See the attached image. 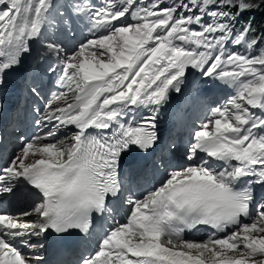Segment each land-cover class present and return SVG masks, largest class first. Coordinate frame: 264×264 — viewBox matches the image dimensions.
<instances>
[{
	"label": "snow or ice",
	"instance_id": "6c2138e0",
	"mask_svg": "<svg viewBox=\"0 0 264 264\" xmlns=\"http://www.w3.org/2000/svg\"><path fill=\"white\" fill-rule=\"evenodd\" d=\"M262 10L264 0H78L66 11L54 0H0V89L34 45L39 60H53L47 71L59 66L63 89L36 121L48 131L22 134L19 152L0 167V199L21 186L33 197L19 216L0 211V264H43L18 244L36 248L32 237L50 233L87 236L94 219L113 214L128 191L122 159L155 150L158 114L191 70L236 95L193 132L186 163L158 188L129 197L127 218L113 217L79 264H264V197L256 192L264 188V30L240 24ZM124 18L132 22L117 23ZM84 19L105 34L71 53L48 35L50 28L71 33ZM30 91L40 95L35 84ZM141 109L151 114L138 120ZM197 226L223 235L185 239Z\"/></svg>",
	"mask_w": 264,
	"mask_h": 264
},
{
	"label": "bare ground",
	"instance_id": "6f19581e",
	"mask_svg": "<svg viewBox=\"0 0 264 264\" xmlns=\"http://www.w3.org/2000/svg\"><path fill=\"white\" fill-rule=\"evenodd\" d=\"M191 71H192V75H190L189 78L185 80V84L182 85V88H181V89L186 88V86L190 85L191 81H192V80L195 78V76L198 74V71H195V70H191ZM175 94H176L175 92H172V93L170 94V96L175 95ZM165 106H166V105H165ZM165 106H164L163 108H161V110L165 109ZM144 110H145V109H141V110L137 111V112L135 113L136 118H138V117L141 115V113H143ZM62 131H63V129H62ZM58 135H60V133H58ZM135 181H139V182L141 183L140 178H136L135 180L132 179V182H135ZM160 184H161V183H159V184L157 185L156 188H158V187L160 186ZM145 189H146V188H144V190L142 191V193L139 194V192H137L136 194L132 195L131 197H132V198H141L142 195H143L144 193H146L147 191H150V189H149V190H147V191L145 192ZM153 189H154V188H153ZM153 189H152V190H153ZM261 189L264 190V188H261ZM18 194H19V193H18ZM132 194H133V192H132ZM114 218H115V220H117V221H124V220L126 219V215H125V214H117ZM38 241H39V237H32V242H34V243H39ZM39 244H42V245H43V247L40 248V252H42V251H46V250L48 249V248L45 246L44 243H39ZM25 255H27L29 258H31V255H35V253L32 252L30 249H27V248H26V250H25ZM35 258H36V257H35ZM35 258H34V259H35Z\"/></svg>",
	"mask_w": 264,
	"mask_h": 264
},
{
	"label": "rangeland",
	"instance_id": "374dc122",
	"mask_svg": "<svg viewBox=\"0 0 264 264\" xmlns=\"http://www.w3.org/2000/svg\"><path fill=\"white\" fill-rule=\"evenodd\" d=\"M175 1H178V0H175ZM144 3H150V0H143ZM167 5V4H166ZM210 80V78H205V81H208Z\"/></svg>",
	"mask_w": 264,
	"mask_h": 264
},
{
	"label": "trees",
	"instance_id": "16d2710c",
	"mask_svg": "<svg viewBox=\"0 0 264 264\" xmlns=\"http://www.w3.org/2000/svg\"><path fill=\"white\" fill-rule=\"evenodd\" d=\"M263 13V16H264V10L260 11V14Z\"/></svg>",
	"mask_w": 264,
	"mask_h": 264
}]
</instances>
